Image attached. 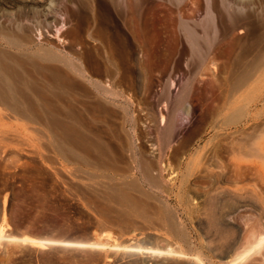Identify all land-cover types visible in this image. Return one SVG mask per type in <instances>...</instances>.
I'll list each match as a JSON object with an SVG mask.
<instances>
[{"label": "rangeland", "instance_id": "rangeland-1", "mask_svg": "<svg viewBox=\"0 0 264 264\" xmlns=\"http://www.w3.org/2000/svg\"><path fill=\"white\" fill-rule=\"evenodd\" d=\"M6 1L0 26L25 33L26 25L35 43L0 37V48L31 53L44 33L48 45L68 52L73 75L59 94L0 91V264H197L194 255L224 264L204 201L215 204L214 177L231 165L229 143L264 124V63L254 64L264 0H224L242 19L208 54L216 56L210 65L189 53L178 58V49L166 46L171 58L136 59L152 46L141 43L137 17L125 18L111 0H98L99 12L93 0H48L47 28L42 16L27 17ZM206 65L219 73L201 74ZM7 81L17 83L16 76ZM241 213L236 250L252 221L248 210ZM25 236L75 242L39 244ZM172 241L187 255L142 261L146 253L112 246L164 248Z\"/></svg>", "mask_w": 264, "mask_h": 264}, {"label": "bare ground", "instance_id": "bare-ground-1", "mask_svg": "<svg viewBox=\"0 0 264 264\" xmlns=\"http://www.w3.org/2000/svg\"><path fill=\"white\" fill-rule=\"evenodd\" d=\"M111 1L114 9L119 13H123L125 18L133 15L137 17L141 27L140 37H145V39L140 40L141 43L147 42L146 39H148L149 44L152 46V51L149 54L136 56L135 58L138 60L171 58L173 55L166 53V48H164L166 46L176 47L178 58H182L189 53L192 61L198 59L201 63H204L208 58L207 63L209 65L213 64L216 62L215 53L210 57H208V54L219 47L220 40L226 38L231 29L242 19L241 14L231 9L224 3V0H211L210 3L206 2L205 4L201 0ZM188 2L192 6H187ZM5 3L9 7L20 4L23 9L20 13L27 17L32 14L42 16L43 19L41 18L40 24H43L41 26H44V28L47 24L46 21L52 16V7L48 0H8ZM79 3L81 2L79 1ZM92 5L94 10L98 12L101 10L98 0H93ZM203 12L206 13L203 22L194 20L191 23L188 21L198 13ZM246 12L248 16L255 18L254 9L248 8ZM37 23L39 22L37 21ZM260 25L263 30L254 38L260 51L258 55H254V64L258 66L264 63V56L260 55L261 50L264 49V19L260 21ZM24 29L25 33L0 26V37L9 44H19V41H25V44L29 45L35 43V40L28 33L29 27L25 25ZM42 35L39 44L36 41L37 47L31 53H21L17 57L6 49L0 48V91L5 93L14 90L26 94L33 92L59 94L63 88H68V80H71L73 75H70L71 68L68 60L70 55L67 51L66 54H61L57 51L60 50L58 47L48 45L50 39L48 40L44 33ZM61 61H63V65L59 64ZM207 66L201 68V74L215 76L219 73L214 66L212 68ZM48 70L51 73L53 72V75L46 72ZM167 73V71L158 72L161 76ZM173 73L176 72L173 71ZM177 73L180 74L179 71ZM242 73L251 75L249 70ZM39 74L42 76L40 77ZM9 75H15L17 83L8 82L7 77ZM71 82L74 87L75 82ZM72 83L70 84L72 85ZM98 89L100 91L105 90L104 87ZM249 128L245 131V135L243 134L237 140L231 141L228 145L231 165L226 172L219 171L214 177L215 192L212 193L215 197L214 206L208 199L204 201V208L210 220L208 225L213 227L214 234L219 240H216L218 245L214 249L219 254L225 255L224 264H264V124H256ZM247 210L249 211V218L252 219L250 223L246 221L250 226L249 235L243 247L236 250L235 245L241 237L238 220L243 216L241 211ZM21 239L47 244L53 242L55 238L25 236ZM54 242L70 243L71 241L55 239ZM172 242L166 244L164 248L130 243L124 245L113 244L112 246L123 248L130 253L144 252L146 254L141 259L142 261L147 260V256L149 258L153 256L155 259L157 256L164 258V255L173 258L187 255L180 244L175 243V241ZM77 243L93 246H105L106 244L97 241H77ZM193 258L197 264H206L198 255H194ZM169 264L181 263L174 259Z\"/></svg>", "mask_w": 264, "mask_h": 264}, {"label": "water", "instance_id": "water-1", "mask_svg": "<svg viewBox=\"0 0 264 264\" xmlns=\"http://www.w3.org/2000/svg\"><path fill=\"white\" fill-rule=\"evenodd\" d=\"M51 239H54V238H51ZM55 240V239H54ZM54 240H53V242H50V243H57V242H54ZM67 241V240H66ZM68 241H72V240H68ZM72 242H75V241H72ZM85 242H88V241H85ZM47 244H49V243H47Z\"/></svg>", "mask_w": 264, "mask_h": 264}]
</instances>
